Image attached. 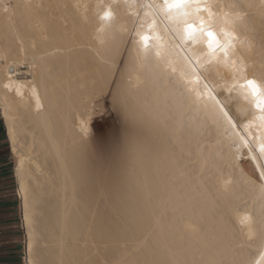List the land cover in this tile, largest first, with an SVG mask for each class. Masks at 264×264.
<instances>
[{"label": "bare ground", "instance_id": "1", "mask_svg": "<svg viewBox=\"0 0 264 264\" xmlns=\"http://www.w3.org/2000/svg\"><path fill=\"white\" fill-rule=\"evenodd\" d=\"M6 2L17 7L11 20L0 17V57H7V64L0 62V105L16 158L26 235L25 263L200 264L202 260H222L225 264H256L264 246L258 238L247 240L238 217L251 216L257 232L264 231V199L259 173L240 135L249 140L255 136L258 148L264 129L254 125L245 130L241 124L233 132L223 121L214 122V101L208 94L203 96L207 107L198 104L190 111L185 109V127L176 133L162 122L125 121L121 113L112 110L111 96L99 95L102 75L109 82L117 80L121 91L128 90L122 61H130L135 55L130 41L136 31L150 35L153 44L174 49L172 60L177 72L168 69V75L162 77L154 63L144 70L139 86L132 85L135 111H163L169 102L174 104L169 93L184 71L195 72L184 80L189 88H202L207 81L215 85L213 94L220 100L229 95L238 97L239 104L234 99L230 109L239 119L237 109L248 105L238 91L229 92L235 84L231 68L223 61L217 63L216 57L209 63L201 53V49L206 51L204 47L180 42L176 25L167 22L158 7H148L162 0ZM218 2L243 6L239 10L245 14L247 30L241 39L246 38L251 47L246 45L240 51L252 70L249 75H264V0ZM109 6L112 23L107 34H101L105 35L101 44L97 39L101 8L107 10ZM193 53L192 64H186L185 55ZM197 59L202 63L197 64ZM106 60L115 61L111 65L115 75L108 74ZM9 76L23 96L4 89ZM29 84L39 86L43 104L39 110ZM108 90L105 86V93ZM93 93L100 100L97 109L108 112L110 136L99 139L102 127L94 114L90 136L82 142L76 114L84 111ZM252 111L259 115L258 109L253 107ZM132 142L150 151L137 158L129 151ZM58 151L80 154L92 177L78 190L75 202L71 188L65 191ZM21 153L27 157L25 167L31 169V227L24 218L18 171ZM224 179L232 181L228 192L223 191ZM252 179L257 183H250ZM66 205L71 213L67 227ZM190 226L196 228L195 233Z\"/></svg>", "mask_w": 264, "mask_h": 264}, {"label": "snow or ice", "instance_id": "2", "mask_svg": "<svg viewBox=\"0 0 264 264\" xmlns=\"http://www.w3.org/2000/svg\"><path fill=\"white\" fill-rule=\"evenodd\" d=\"M16 7L0 0V17L6 20H11L15 15ZM149 8H159V12L163 13L166 19L171 20L176 25V33L180 37V42L190 41L193 43L207 44V52L201 49V53L205 54V58L211 63L212 57H216L217 63L223 61L231 68L235 74L233 79L235 84L229 88V92L238 91V95H242L243 99L247 102V107H240L237 109L239 119L235 118L230 109V103L235 99L239 104L238 97L231 95L226 96L224 100H220L213 93L215 92V85L210 82H205L202 88L194 87L189 88V84L184 83L190 75L195 72L181 71L180 75L176 78L172 91L169 96L175 101L174 104L168 103V106L161 111L159 108L152 111H135L132 107V85L133 82L139 86L141 76L144 70L155 64V69L159 70L160 76L168 75L166 70L170 69L172 73L177 72V68L173 66L172 53L174 49H169L168 46L163 44H155L149 47L151 42L150 35H146L141 31H136V36L131 38V43L135 48V55L131 56L130 61H122L127 69L128 77V90L121 91L120 84L117 80L113 79L108 81L107 76H101V83L99 88V95L102 98L105 94L112 98V110L121 113L125 121H137L149 119L159 125L161 122L171 128L176 133L183 130L186 124V111H190L198 104H204L207 107V102L203 100V96L208 94L210 99L214 101L212 104V112L214 122L219 123L223 121L230 125L231 130H235L243 124L245 130L251 129L256 125L260 129H264V75L260 77L255 74L249 75L252 70L249 69L246 57L240 51L246 45L251 47L247 39H241L247 30L245 14L239 9L242 5L237 4H222L218 0H162L159 5H149ZM227 9V11H225ZM103 15L100 17L101 24L97 31V39L101 44L105 41L107 28L112 23L113 11L109 6L107 10L101 8ZM264 11V8H262ZM152 23H155L153 21ZM40 25L37 24V27ZM148 27L151 29L152 24ZM105 35H101V34ZM157 39H159L157 37ZM177 42V47L180 46ZM220 53V55H218ZM193 55H185L186 64H192ZM0 62L7 64V57H0ZM114 60H106L108 74L115 75L112 71L111 65ZM34 63V62H33ZM197 64L202 61L196 60ZM202 75V73L200 74ZM135 77V81H133ZM191 83V81H189ZM198 83V81H197ZM31 88L32 98L35 99L36 109L43 108L41 96L39 93V86L37 84H29ZM105 86L109 88L105 93ZM4 89L14 90L16 95L23 96L20 87H16L15 82L8 77V82L3 84ZM115 88L113 91L112 89ZM100 100L97 99L96 93L89 97L88 103L85 105L83 112L76 114L77 127L79 128L80 140L83 142L90 136V121L93 115L98 112L97 105ZM90 105V107H89ZM259 110L257 116L252 108ZM247 120V123H243ZM257 121L259 123L257 124ZM240 141L243 146L247 147L248 155L251 161L256 166V171L259 173L258 181L260 182L261 199H264V131L260 132L259 147H256L257 138L253 136L251 140L246 136L240 135ZM15 150V149H14ZM129 151L136 154L137 158L140 155L148 153L150 150L144 145L132 142L129 144ZM59 159V167L63 173V181L65 191L71 188L73 201L79 189L83 188L90 182L92 177L82 163V156L73 151L71 154L67 152H57ZM154 158L155 154H154ZM27 157L24 153L20 155L19 161V174L21 177V189L25 206V221L31 227V217L28 213L29 206V193L31 189V169L25 167ZM231 166V162H230ZM183 175V173H181ZM221 179L223 177L221 176ZM252 184L257 183L256 179L249 181ZM232 186V181L228 179L223 180V191L228 192ZM70 210L67 205L65 206V226L67 227L68 219L70 217ZM239 224L242 226L241 231H247V240L259 239L261 245L264 246V231L257 232L256 225L253 218L247 214L238 217ZM192 232H196L194 226H190ZM243 244H241V248ZM203 256V253H201ZM176 264H188V262H176ZM191 264H197L192 261ZM200 264H225L222 260L201 261ZM256 264H264V252L260 254V259Z\"/></svg>", "mask_w": 264, "mask_h": 264}, {"label": "crops", "instance_id": "3", "mask_svg": "<svg viewBox=\"0 0 264 264\" xmlns=\"http://www.w3.org/2000/svg\"><path fill=\"white\" fill-rule=\"evenodd\" d=\"M17 178L0 119V264H24L26 235Z\"/></svg>", "mask_w": 264, "mask_h": 264}, {"label": "rangeland", "instance_id": "4", "mask_svg": "<svg viewBox=\"0 0 264 264\" xmlns=\"http://www.w3.org/2000/svg\"><path fill=\"white\" fill-rule=\"evenodd\" d=\"M107 113L108 112L106 110H104V109H98V112L95 114V118L98 120L100 126L102 127L101 128V134H100L99 139L100 138L101 139H104L106 136L107 137L110 136V129H111V127L110 126L109 127H106L107 126V116H108ZM0 116H2L1 105H0ZM0 119L2 120V123H3L4 122L3 116H2V118L0 117ZM4 125H5V123H4ZM4 135H5V139L7 141V144H8V148H9L10 155H11L12 166H13L14 173H15L16 158L14 157L13 153L11 152L10 143H9V140H8V137H7V134H6V128H5V126H4ZM17 183H18V180H17ZM17 188H18V185H17ZM20 209H21V219H22L21 198H20ZM22 224H23V222H22ZM23 228H24V225H23ZM24 231H25V229H24Z\"/></svg>", "mask_w": 264, "mask_h": 264}, {"label": "built area", "instance_id": "5", "mask_svg": "<svg viewBox=\"0 0 264 264\" xmlns=\"http://www.w3.org/2000/svg\"><path fill=\"white\" fill-rule=\"evenodd\" d=\"M1 118H2V116H0ZM3 125H4V122H3ZM5 126V125H4ZM24 234H25V231H24ZM26 237V236H25ZM25 256H26V251H25ZM24 264H26L25 263V261H24Z\"/></svg>", "mask_w": 264, "mask_h": 264}]
</instances>
